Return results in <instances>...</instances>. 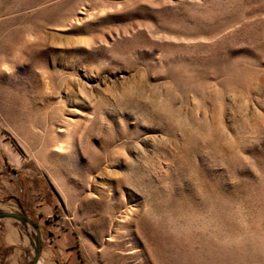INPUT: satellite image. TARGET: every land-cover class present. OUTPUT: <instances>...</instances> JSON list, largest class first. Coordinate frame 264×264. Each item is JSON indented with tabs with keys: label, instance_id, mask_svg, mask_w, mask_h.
Returning a JSON list of instances; mask_svg holds the SVG:
<instances>
[{
	"label": "rangeland",
	"instance_id": "rangeland-1",
	"mask_svg": "<svg viewBox=\"0 0 264 264\" xmlns=\"http://www.w3.org/2000/svg\"><path fill=\"white\" fill-rule=\"evenodd\" d=\"M0 264H264V0H0Z\"/></svg>",
	"mask_w": 264,
	"mask_h": 264
},
{
	"label": "crops",
	"instance_id": "crops-1",
	"mask_svg": "<svg viewBox=\"0 0 264 264\" xmlns=\"http://www.w3.org/2000/svg\"><path fill=\"white\" fill-rule=\"evenodd\" d=\"M10 153L14 156V151L9 149ZM9 212H14L13 210H8ZM40 213V212H39Z\"/></svg>",
	"mask_w": 264,
	"mask_h": 264
},
{
	"label": "water",
	"instance_id": "water-1",
	"mask_svg": "<svg viewBox=\"0 0 264 264\" xmlns=\"http://www.w3.org/2000/svg\"><path fill=\"white\" fill-rule=\"evenodd\" d=\"M10 213H13V214H16V215H18L16 212H10Z\"/></svg>",
	"mask_w": 264,
	"mask_h": 264
}]
</instances>
